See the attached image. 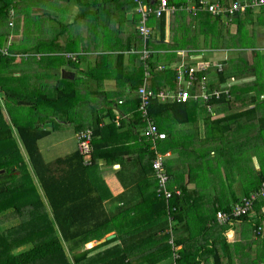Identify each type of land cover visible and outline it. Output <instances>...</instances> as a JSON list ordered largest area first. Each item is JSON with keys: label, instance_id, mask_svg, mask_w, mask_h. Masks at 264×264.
<instances>
[{"label": "crops", "instance_id": "obj_1", "mask_svg": "<svg viewBox=\"0 0 264 264\" xmlns=\"http://www.w3.org/2000/svg\"><path fill=\"white\" fill-rule=\"evenodd\" d=\"M39 1L35 0L36 4L32 6L35 10L33 13H40V17L50 16L57 20L53 26L52 35L49 36L50 40H45L48 45L53 46L51 49L55 51L48 53L38 51L37 49L41 46L48 49V46L41 42H37V46L30 47L31 49L17 47L12 32L15 23L20 19L11 18L10 26L0 29V47L4 48L8 45L9 50L13 48L9 51L13 57V60L9 61L11 65L10 82L8 84L6 76H0V84L4 86H9L10 83L15 86L17 84L20 87H28L32 92L42 86L43 89L49 88L45 91L46 99L55 106L49 105L54 108L51 117L53 119L59 114L61 117L65 116L66 121H60L59 126L61 128L71 122L74 128V133L71 134L73 139L77 124H85L87 127L89 123L94 124L98 119L100 125L102 123L107 125L111 122L107 119L109 113L116 119L117 125L122 121L123 127L125 124L130 129V123L137 119L138 108L137 110L134 108V102L139 103L138 88L144 86L146 90L153 93L166 91L176 95L180 89L185 88V83L177 81L176 75L169 84L167 83L168 85L164 86L166 90L161 89L155 92L153 89L159 87L161 81L171 79L164 76L168 75L166 73L169 70L175 71V68L181 64H199L209 61L212 80L217 77L215 74L222 72L224 68L226 71L233 72L225 78L221 85H227L230 81V88L235 86L239 97L237 110L244 108L254 110L250 118L247 119L242 115L238 118L234 128L221 134L205 132L203 127L205 117L214 119L219 115L224 116L230 110L221 112L218 111L217 106L212 108L209 105L211 110L208 111L204 102L194 100L198 103V107L202 108L203 114L195 113L197 126L196 123H187L190 126L188 137L181 129L185 124L174 122L173 117L166 113L159 115L156 121L159 127L157 129L164 132L166 137L160 139L155 145L150 143L149 148L155 154L153 160L161 156L163 164L171 172L172 182L168 185L170 192L171 189L182 186L180 182H183L188 188L186 192H183V196H191L183 198L184 205L177 210L181 217L177 225L178 230L175 231V235L179 236L177 249L183 250L186 244L191 248L192 243L199 242L198 245L203 243L205 256L208 257L203 256L204 260L200 264H264V259L255 260L254 256L255 249L258 250L257 247L262 248L264 252V223L260 234L255 230L256 224H262V221L255 222V218L257 219L260 210L264 214V199L256 200V204L252 205L253 208H250V213L245 219L240 218L225 225L218 223L215 217L218 211H225L233 203L242 201L244 196L247 197L255 190L257 191L262 183L259 173L258 176L252 174L248 178L249 188L247 190L249 191L243 190L245 177L242 171H248L244 168L246 167L245 160L250 161L255 171H260V165L264 163L263 159L257 161V156L254 155L258 153L255 143V139L259 138L257 131L264 127V112L262 116L259 114L264 106V65H259L264 59V31L261 30L258 35H255L251 30L247 31L248 24L241 28L243 31L238 30L237 22L241 20L246 10L235 13L231 20H227L223 15H213L204 9L188 10L187 6L197 0H168L169 5L174 6V9L165 11L162 17L152 15L147 21L150 29L147 46L153 50V55L144 63L139 61V58L137 61L136 54L129 51L131 47L139 50L144 46L142 36L137 32L138 15L130 0H41L43 6L38 5ZM206 1L230 6L235 0H226L227 3L225 0ZM32 2L33 0H28L29 5H32ZM150 2L154 7L157 5V0H150ZM44 6L51 8L52 14L40 8ZM109 31L111 34H108ZM229 36H231L230 42L226 43L225 40ZM215 43L217 45H213ZM195 51L196 53H191ZM215 51L219 52L216 59L214 56L211 57V53ZM62 52L72 53L74 60L65 57L66 59L62 61L58 58ZM233 57L236 59L232 60ZM230 60L240 66L236 65L234 68L229 66ZM214 62L221 63L222 70L219 71L217 67L212 66ZM2 63L3 61H0V64ZM137 67L139 70L136 79ZM237 69L240 71H234ZM154 75L157 78H154ZM38 78L45 82V86L39 85ZM207 79L209 80V77ZM68 80H72L73 83L67 82ZM58 90L63 91L57 93ZM190 94L194 93L190 91ZM58 96L60 98H57ZM190 98L185 102L176 98H169L165 101L152 99L161 103L167 101L189 103ZM246 100L249 102L245 103ZM69 101L72 102L70 108L63 109V105H67ZM8 103L12 102L10 100L6 102L0 97L4 118L13 121L9 114ZM87 105L91 106L90 110L84 108ZM70 116L78 117V119L70 120L68 119ZM30 117H32L31 112L29 119ZM259 117V124L255 123L254 119L258 120ZM141 119L143 121L142 117ZM151 121L154 123L152 119ZM141 124L142 122L139 121L137 126H131L133 130L130 129V133L133 135L138 130L139 138H141L140 135L143 134ZM175 132L184 133L187 138L177 139L172 135ZM122 133L123 129L118 135L114 133V136L120 139L115 149L123 144ZM66 140L64 138L63 141ZM262 142L259 138L260 150H264ZM138 152L139 149L134 148L127 155H114L104 159V162L109 163L101 177L109 187L110 208L116 207L117 210L118 206L124 205V208L131 211L135 218L134 221L126 220V225L135 224L140 227L147 225L149 219L146 214L148 207H144L145 202L142 198H148V196L154 198V196L152 190L144 185L147 182L146 179L151 178L150 168L148 169L145 165L149 159L148 155L145 152ZM140 154L144 155V162L142 164L133 163L130 158L136 160V155ZM248 154L251 155V159L254 158L256 163L252 162ZM124 159L128 161L125 162ZM122 161H124L123 173H120V178L116 172L121 168ZM223 171L227 172L225 180L221 173ZM199 176L203 177L202 182L199 181ZM150 182H152L151 186L155 183ZM234 183L242 191H239V187L234 189L228 185ZM149 203L152 205L155 203L152 208L161 205L159 199L150 200ZM139 218H142L146 224L141 223ZM175 223L176 218L168 220V227L172 228ZM153 225L155 224L147 225L149 231H146L145 237L154 231ZM206 226L210 230L204 232ZM191 233L196 236L197 240L194 242H188L186 238L181 237ZM110 234L115 235V231L112 230ZM217 240L222 246V252L218 243L216 248L213 246L212 241Z\"/></svg>", "mask_w": 264, "mask_h": 264}, {"label": "trees", "instance_id": "obj_2", "mask_svg": "<svg viewBox=\"0 0 264 264\" xmlns=\"http://www.w3.org/2000/svg\"><path fill=\"white\" fill-rule=\"evenodd\" d=\"M145 1L150 2V0ZM237 1L243 2V0ZM18 2L20 0H0V23L9 24L11 18L17 19L16 14L20 7V5L17 6ZM130 3L134 6L132 0ZM225 3H227L226 0ZM258 8L259 10L256 12L248 8L246 13H243L241 20L237 22L238 30L243 31L241 28H244L245 24H252L250 23L252 20L255 24H264V5ZM256 14H258L257 17ZM12 50L13 48L9 51ZM191 53H196V51ZM135 58L138 61L137 55ZM10 60H13L11 55H0V61L8 64ZM138 64L141 65L139 62ZM192 64L195 65L196 63ZM202 73H198V80L190 88L192 93L200 91L199 80ZM232 73L224 68L222 72L216 73L215 76L217 75V77L212 80L210 70L204 71V75L209 77L207 87L210 89L220 88L221 83ZM166 74L168 75L164 77L171 79L161 81V85L153 91L166 90L164 86L168 85L173 77L175 78L174 70H169ZM154 78L157 77L154 75ZM67 82L73 83L72 80ZM1 87L4 88L6 102L10 100L15 104H32L27 95L20 99L18 93L13 96L12 89L3 84ZM38 88L43 91V86ZM230 89L231 96L229 98L222 95L219 100L212 98L208 101L212 108L217 106L218 111L227 112L230 110V112L225 113L224 116H216L214 119L205 117L203 122L205 132L221 134L234 128L238 118L242 115L248 119L254 113V110L251 109L237 110L239 107L237 106L239 100L237 90L235 86ZM33 91L37 90L34 89ZM41 96L47 98L45 92L41 93ZM189 101V103L172 101L161 103L152 99L146 107L147 116L157 125L156 121L159 115L169 113L176 123H196L197 126V117L193 111L199 105L192 98ZM244 102L248 103L249 101ZM39 103L45 102L39 101ZM134 103V108L137 110L138 103ZM210 110L209 108L208 111ZM136 115L137 119H133L134 121L130 125L132 127L137 126L141 121L144 130L146 124L142 121L139 110L136 111ZM11 116L13 121L6 120L0 105V169L4 170L3 173H0V264H146L147 262L153 264L154 260L166 255H169L171 259L172 249L167 241L169 235L166 237L165 234L167 230L172 229L175 235V231L178 230L177 225H179L181 217L177 210L184 205L183 198L191 197L183 196V192L188 190L186 185L180 182L182 186L171 189L170 198L158 195L157 178L154 177L152 165H150V179L155 183L151 186L152 182H146L144 185L152 190L154 198L148 196V198L142 199L149 205L146 210L149 217L147 225L155 224L153 229L157 233H161L163 236L161 240L156 233H151L145 237L146 231H149L147 225L139 227L131 224L127 226L126 220L134 221L135 218L131 211L124 208V205L118 206L117 210L116 207L110 208L109 188L101 177V171L107 167L104 166L101 170L97 169L99 168L97 167L98 159L104 160L114 155L124 156L131 153L134 148L139 149L138 153L145 152L148 155L149 159L145 163L148 165L155 157L154 152L149 148L150 143L155 145L160 139L150 138L144 134H141L140 137H142L139 138L140 132L138 130L132 135L130 133L131 126H129L130 129L125 124L123 127L122 121H120L121 124L117 125L116 119L109 113L107 119L111 122L109 121L110 123L107 125L103 123L100 125L98 119L95 120L94 124L89 123L87 127L85 124H77L75 126V138L71 137L76 142V149L65 156L45 161L39 141L51 131L49 128L42 127L43 116L39 114L33 119L32 117L30 119H18L12 114ZM88 129L91 131L90 158L86 159L78 148L79 140L76 134ZM122 129L123 140L121 141L123 144L115 149L116 143L120 139H117L114 133L118 135ZM13 134H15V138H13ZM130 159L135 164H142L144 155H136V160ZM120 164L121 168L117 169L116 174L121 178L120 173H123L124 161ZM162 165L163 172L168 177L166 182L168 188L172 182L171 172L167 170V166L163 163ZM112 169L115 168L112 167ZM260 175L261 182H263L264 173L261 171ZM150 179L147 178L146 180ZM199 181H203L202 176H199ZM158 199L162 206L158 205L157 208H152L155 203L152 205L149 201ZM254 204L256 201L253 202V206ZM231 209L229 207L221 212L229 214ZM249 213L250 210L239 216H230L227 222L221 224H231L234 220L245 219ZM172 218H176V223L170 228L168 227V220H172ZM139 219L141 223L146 224L142 218ZM13 220L18 221L15 224H10ZM257 220L262 221V224H256L255 229L260 234L264 223V214L261 210L258 211L255 222ZM206 227L204 232L210 230L208 226ZM112 230L115 231L113 237L90 248H85L86 243L91 240H99L110 234ZM212 243L215 248L218 243L221 250L222 246L218 240L212 241ZM174 244H179L178 237L174 240ZM185 246L187 248H184L181 254L179 253L175 264H200L204 258L208 257L204 253L201 255L199 252L191 251L187 244ZM202 249L204 250L205 247Z\"/></svg>", "mask_w": 264, "mask_h": 264}, {"label": "rangeland", "instance_id": "obj_3", "mask_svg": "<svg viewBox=\"0 0 264 264\" xmlns=\"http://www.w3.org/2000/svg\"><path fill=\"white\" fill-rule=\"evenodd\" d=\"M14 4V3H13ZM25 4V5H24ZM36 4L35 0H33L32 2V5L28 4V0H20V2L17 3V6L20 5L19 9H18V13L16 14V18L17 19H20L19 22H16L15 23V26H14V29H13V34H14V37H15V44L17 47L19 48H22V47H25V48H34L35 46H37V42H41V43H45V45L48 46V49L45 48V46H41L40 48H38L37 50L38 51H41V52H52V51H55V50H51V47L50 45H48V43H46L45 40H50V35H52V30H53V26L55 25V23L57 22V20L55 18H52V17H40V13H37V14H34L33 12L35 11L34 8L32 6H34ZM38 5L39 6H43V3L41 2V0L38 2ZM41 9L43 10H47L50 14H52V10L51 8H48V7H40ZM259 10L256 9L255 12ZM259 14V13H258ZM258 14H256V17L258 16ZM222 19V18H221ZM254 20H252V24H248L246 27H247V31L248 29L251 30V32H253V34L255 35H258L260 33V31H264V26H262L261 23L259 24H255L253 22ZM0 29H5L7 28V24L1 22L0 23ZM10 26V25H9ZM138 32V30H137ZM223 32H224V29H223ZM139 33V32H138ZM108 34H111L110 31L108 32ZM231 39V36L228 37V39L225 40L226 43H229ZM257 39V41H260V39L258 38H255ZM3 43V40L1 41ZM213 45H217L216 43L213 44ZM31 49V48H30ZM143 48L137 50L135 49L134 47H131L130 48V52H132L133 54H136L139 58V61L140 60V53H141V50ZM214 54V55H212ZM219 52L218 51H215L213 53H211V57L214 56L215 59L217 58ZM226 54H228V52H226ZM65 54L62 52L61 55H59L58 58H60L62 61L65 60ZM54 58H57V57H54ZM48 59H53V58H48ZM236 59V57H233L232 60ZM230 60V62H228V65L231 66V67H235L236 65L237 66H240V64L238 63H235L234 61ZM260 66L261 65H264V59H262L260 61ZM10 68H11V65L10 63L6 64V63H2L0 64V76H6V78L8 79V84L10 82ZM138 70H139V67L136 68V79H137V73H138ZM234 71H237L239 72L240 70L237 69V70H234ZM7 81V80H6ZM38 83L39 85L43 84L45 85V82L41 81L39 78H38ZM2 86V83L0 84V97L4 100H6L5 98V92H4V88L1 87ZM9 89H12L14 95H16L18 93V96H20L19 98L21 99V97H23L24 95H27L28 98L31 99L32 101V104H27L25 107L23 104H15V103H8V110L10 111L9 114L11 115H15L16 118L18 119H21V118H26V119H29V113L31 112V116L32 117H36L37 115L39 114H42L43 116V125L42 127L43 128H49L50 129V133L46 136V138L44 137L42 140L39 141V146H40V149H41V152H42V155L44 157V160L45 161H51L53 159H55L56 157H62V156H65L66 154L74 151L76 149V142L73 141V139H71V134L74 133V128L73 124H70L69 125H64L60 128L59 124H60V121H66V117H61V115L59 114L58 116H54V118L52 119L51 117V114L54 112L53 111V108L49 107V105L55 107L54 103H50L49 100H47L46 98H42L41 96V93H44L45 91H47L48 89H43V91H41L39 88H37V91H31L28 87L25 88V86H22L20 87L19 85L16 84L13 85L12 83H10L9 86H7ZM7 89V90H9ZM40 90V91H39ZM48 95H51L50 93H47ZM94 99H96L94 97ZM13 100H15L13 98ZM39 101H44L45 103H39ZM58 101V99H57ZM47 103V104H46ZM38 104V105H37ZM49 104V105H48ZM72 105V102L69 101V103L64 104L63 105V109L65 108H70V106ZM74 107V105H73ZM72 107V108H73ZM34 108V109H33ZM85 109H88L90 110L91 109V106H85L84 107ZM61 109V108H60ZM74 109V108H73ZM69 111V110H68ZM70 112V111H69ZM194 113H200V114H203V111H202V108L201 107H197L194 109L193 111ZM264 112V106L261 108L259 114L262 116V113ZM61 113V112H60ZM210 113V112H208ZM7 111H6V116H7ZM5 116V114H4ZM74 119V120H77L78 117H68V119ZM259 119L260 117L258 118H255L254 119V122L255 123H258L259 124ZM66 126V127H65ZM263 127V126H262ZM190 126L188 124H185V125H182V130L186 133V136L187 134L189 133V129ZM61 131V132H60ZM261 131V132H260ZM65 133V134H64ZM257 134L259 136V138H261V140L263 141L262 144L264 145V127L263 129H260L259 131H257ZM173 136H175L177 139H181L185 137V134L184 133H178V132H175V133H172ZM15 134H13V138ZM67 139L66 141H63L64 138ZM188 137V136H187ZM185 137V138H187ZM259 138L257 137L255 139V143L257 145V149L256 151L258 153L254 154L257 156V161L259 160H264V150H260L259 148ZM199 149V148H198ZM248 156L250 157L251 159V155L248 154ZM259 159V160H258ZM99 161L97 162V169L101 170L102 167L108 165V161L107 162H104L102 159H98ZM252 162L256 163L254 158L251 159ZM124 161H128L127 159H124ZM151 161L150 163H148V165H146V167L149 169L150 168V165H151ZM259 163V162H257ZM245 164H246V169L247 170H243L242 171V174L244 175L245 179H244V186L245 188H243V190H247L249 188V181H248V178L254 174L256 176H258V173L260 174L261 171L262 173H264V163L262 165H260V172L259 171H255L254 168L252 167L250 161L248 160H245ZM243 168V169H244ZM103 171H101V175H102ZM223 174V179L225 180V177H227V172L223 171L221 172ZM153 175H154V172H153ZM119 179V178H118ZM147 182H150L152 181L151 179L150 180H146ZM230 187L234 188V189H237L239 186L236 185V183H234L233 185L231 184H228ZM109 188V187H108ZM170 188V187H169ZM260 190V187L257 189V191L255 190V192H258ZM239 191H242L239 187ZM249 191V190H247ZM253 192V193H255ZM252 194V193H251ZM260 199H264L262 198L261 195H257L256 198H255V201L256 200H260ZM144 207H148L149 208V205H148V202L144 203ZM18 220H13L10 222V224H15ZM6 226V225H4ZM152 233H156L158 238L162 240L163 236L161 235V233H157L155 231H153ZM166 237L169 235L168 237V243H169V240L172 239L173 242L174 240H176V238L179 236L177 235H174L173 232H172V229L169 231L167 230L166 232ZM195 234H190V235H182L181 237H184L186 238V241L188 242H194V240H197L196 239V236H194ZM91 241H94V240H91ZM170 244V243H169ZM199 242L197 243H192V247H191V251H195V252H199V254L205 255V249L203 250V243L201 245H198ZM171 246V244H170ZM200 246V247H199ZM85 248H87V246L85 245ZM184 248L186 249L187 247L184 245ZM258 250L255 249L256 251V254H254L255 256V260L261 258V259H264V252L261 250L262 248L260 247H257ZM162 249V248H161ZM171 249H172V254H171V259L169 258V255H166L165 257H161L160 259H156L154 260V263L153 264H175L174 261H173V248L171 246ZM196 249V250H195ZM184 250V249H183ZM181 251L182 250H176V252L179 254H181ZM161 252V250H160ZM198 258V256H196ZM172 262V263H171ZM146 264H150L149 262H147Z\"/></svg>", "mask_w": 264, "mask_h": 264}, {"label": "built area", "instance_id": "obj_4", "mask_svg": "<svg viewBox=\"0 0 264 264\" xmlns=\"http://www.w3.org/2000/svg\"><path fill=\"white\" fill-rule=\"evenodd\" d=\"M133 8L136 14L138 15V26L137 30L143 39V49L140 53V60L144 63L151 57L153 50L147 46L150 36V29L147 26V21L150 16L155 15L156 17L161 16L168 11L169 9L173 10L174 6H170L168 0H157V5L154 7L152 2H145V0H132ZM264 5V0H243V2H239L235 0L232 2L230 6H225L220 4L219 2H210L206 0H197L192 5L187 6V9L190 11L195 10H206L213 15H223L227 18V20H231L235 13L245 11L248 8L256 9L259 6ZM11 24V23H10ZM0 55H9L8 45L7 47H0ZM67 57L74 59L73 54L67 53ZM211 66L209 61L197 64H181L175 68V75L177 81H183L185 83V88L180 89L176 95L172 92L166 91H158L157 93H153L150 90H146L144 86L138 88V110L140 111L141 117L143 121L146 122L145 129L143 130V134L150 138L162 139L165 138L166 134L162 131L157 130L156 125L148 118L146 107L149 101L152 98H157L161 101H165L169 98H176L182 102L188 100L191 97L193 100H200L204 102L208 109L210 108L209 100L212 98L219 100L222 95H225L227 98L231 96L230 92V81L227 85H221L220 88H212L207 87L208 79L204 75V71H207ZM212 66L217 67L220 71L222 70L221 63H213ZM162 68V66H159ZM203 72L200 76V91L194 92V94H190V88L193 86L196 80H198V73ZM90 136L91 131L88 129L86 131L80 132L76 134L77 139L79 140L78 148L81 153L84 154L86 159L90 158ZM162 159L161 156H157L156 159L152 162V167L157 178V193L162 194L165 198H169L171 196L170 190L166 187V182L168 180L167 175L163 172L162 169ZM257 195H264V182L260 185V190L258 192L252 193L247 197H243L242 201L234 205L229 214L218 211L216 214V219L219 223H225L229 220L230 216H239L241 214L247 213L253 205V202ZM169 243L173 248V261L179 257V254L176 252L177 246L174 244L173 240L170 239Z\"/></svg>", "mask_w": 264, "mask_h": 264}, {"label": "water", "instance_id": "obj_5", "mask_svg": "<svg viewBox=\"0 0 264 264\" xmlns=\"http://www.w3.org/2000/svg\"><path fill=\"white\" fill-rule=\"evenodd\" d=\"M67 74L68 75H72L70 73H67ZM3 171H4L3 169H0V173H3ZM111 237H113V234H108V235H106L105 237H103V238H101L99 240L89 241L88 243H86V246H87V248H90L92 246H95L97 244H100V243L110 239Z\"/></svg>", "mask_w": 264, "mask_h": 264}, {"label": "clouds", "instance_id": "obj_6", "mask_svg": "<svg viewBox=\"0 0 264 264\" xmlns=\"http://www.w3.org/2000/svg\"><path fill=\"white\" fill-rule=\"evenodd\" d=\"M8 25H10V23L8 24ZM65 54V56H66V54L67 53H64ZM70 54H72V53H70ZM9 55H10V52H9ZM67 57V56H66ZM67 58H69V57H67ZM69 59H71V58H69ZM72 60H74V59H72ZM264 182V181H263ZM168 189V188H167ZM169 190V189H168ZM158 195H162V194H158ZM163 196V195H162ZM164 197V196H163ZM165 198V197H164ZM170 198V197H169ZM237 203H239L238 201L237 202H235V203H233L230 207L231 208H233L234 207V205H236ZM217 214V213H216ZM219 222V221H218Z\"/></svg>", "mask_w": 264, "mask_h": 264}]
</instances>
